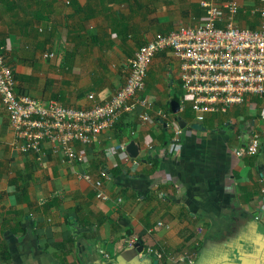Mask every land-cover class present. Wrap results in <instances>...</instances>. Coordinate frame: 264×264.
Segmentation results:
<instances>
[{
  "label": "crops",
  "instance_id": "0c3cea01",
  "mask_svg": "<svg viewBox=\"0 0 264 264\" xmlns=\"http://www.w3.org/2000/svg\"><path fill=\"white\" fill-rule=\"evenodd\" d=\"M202 1L0 0V49L18 93L88 108L125 84L142 44L203 23ZM236 1V23L260 28V0ZM181 87L180 60L159 51L143 93L154 102L150 120L126 112L92 142L77 143L83 162L53 154L47 142L41 159L19 150L0 96V264H264V221L255 219L264 204V95L199 123L189 97L172 111ZM163 113L186 122L178 121L180 140ZM250 125L262 144L241 157ZM131 140L140 144L138 158L117 147ZM101 170L107 199L80 177ZM134 237L141 247L129 244Z\"/></svg>",
  "mask_w": 264,
  "mask_h": 264
},
{
  "label": "built area",
  "instance_id": "2783aa9c",
  "mask_svg": "<svg viewBox=\"0 0 264 264\" xmlns=\"http://www.w3.org/2000/svg\"><path fill=\"white\" fill-rule=\"evenodd\" d=\"M206 10L201 24L185 26L170 32L157 33L142 44L129 62V75L125 84L107 101L88 108L64 105L54 99L34 98L16 91L14 71L0 49V96L8 112L10 127L15 132V146L22 152H33L41 159L46 155L47 142L53 154L62 153L70 162H83V153L77 143L92 142L106 128H113L128 111L137 112L142 122L151 118L154 102L144 96L151 64L159 51L170 50L180 60L181 81L184 96L181 108L191 99L196 122H204L211 113H228L234 106L245 102L248 96L264 95V0L256 11L261 16L258 29L242 27L235 21L239 4L236 0L219 5L213 0L202 1ZM226 12V25H221L222 12ZM54 54H46V56ZM94 98L93 94L89 95ZM162 118L174 126V140H180L183 129L169 113ZM249 143L237 151L238 156H254L259 153L262 137L256 127L250 125ZM126 142L117 145L126 150ZM136 162V161H135ZM137 163V162H136ZM105 170L93 177L83 172L80 177L92 181L97 196L107 199ZM264 191V189H263ZM255 219L264 221V204L256 211ZM139 240L131 238L134 246ZM156 258L164 253L152 246L145 247ZM106 256L108 252L101 249ZM186 263L194 259L186 254Z\"/></svg>",
  "mask_w": 264,
  "mask_h": 264
},
{
  "label": "water",
  "instance_id": "95a60500",
  "mask_svg": "<svg viewBox=\"0 0 264 264\" xmlns=\"http://www.w3.org/2000/svg\"><path fill=\"white\" fill-rule=\"evenodd\" d=\"M171 108H172V111L174 113L180 112V100L177 98H174L171 101ZM178 121H179V125L182 128L186 127V122L182 119V117L179 116ZM200 126H201V124H199V123L192 125V127H194V128H199ZM126 151L128 152V154L132 158H138L140 155V152H141L140 144L135 140H131L126 145ZM140 244H141V242H138L137 246L141 247Z\"/></svg>",
  "mask_w": 264,
  "mask_h": 264
}]
</instances>
